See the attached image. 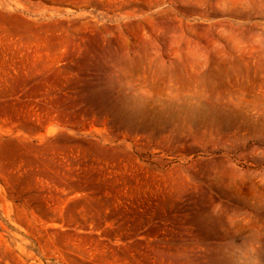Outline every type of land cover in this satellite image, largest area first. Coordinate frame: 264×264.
Returning <instances> with one entry per match:
<instances>
[{
	"label": "rangeland",
	"instance_id": "374dc122",
	"mask_svg": "<svg viewBox=\"0 0 264 264\" xmlns=\"http://www.w3.org/2000/svg\"><path fill=\"white\" fill-rule=\"evenodd\" d=\"M0 264H264V0H0Z\"/></svg>",
	"mask_w": 264,
	"mask_h": 264
}]
</instances>
